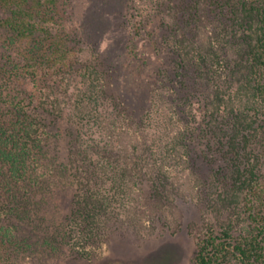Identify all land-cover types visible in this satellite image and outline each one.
<instances>
[{
    "label": "trees",
    "instance_id": "obj_1",
    "mask_svg": "<svg viewBox=\"0 0 264 264\" xmlns=\"http://www.w3.org/2000/svg\"><path fill=\"white\" fill-rule=\"evenodd\" d=\"M172 1L165 14L177 68L205 94L196 128L173 111L135 120L110 94L80 44L75 0H0V264L31 250L20 225L73 183L69 216L34 224L48 254L88 257L115 216L138 210L144 164L167 180L164 166L183 163L195 141L208 161L209 220L194 264H264V0H211L226 19L216 28L208 3L195 0L185 29ZM66 120L74 130L61 161Z\"/></svg>",
    "mask_w": 264,
    "mask_h": 264
},
{
    "label": "rangeland",
    "instance_id": "obj_2",
    "mask_svg": "<svg viewBox=\"0 0 264 264\" xmlns=\"http://www.w3.org/2000/svg\"><path fill=\"white\" fill-rule=\"evenodd\" d=\"M193 1H172L181 8L175 10L181 26L186 25V7ZM205 1L212 26L226 20L216 4ZM168 3L169 0H75L74 24L81 26L80 44L90 50V63L104 72L110 94L127 107L135 120L150 119L152 124L159 119L157 113L173 111L184 124L196 128L194 119L205 94L194 79L186 82L179 73L176 55L170 48L172 28L166 26ZM189 109L196 114H190ZM71 125L63 121L65 140L58 138L56 142L61 161L67 160L69 131L74 130ZM195 142L191 153L183 155L184 164L164 166L167 180L155 173L154 165L144 162L138 210L133 209L131 217L115 216L101 244L85 248L91 251L88 257L67 250L52 255L40 246L38 237L44 233L38 232L34 223L43 226V222H63L71 213L79 188L76 183L58 187L51 204L43 208V215L20 225L19 231L28 238L31 250L16 264H194L195 238L209 220V198L203 184L208 180V161ZM185 179L186 184L182 182ZM155 181L162 185L159 198Z\"/></svg>",
    "mask_w": 264,
    "mask_h": 264
}]
</instances>
